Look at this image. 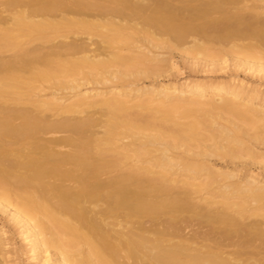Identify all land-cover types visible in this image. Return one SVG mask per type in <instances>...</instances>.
<instances>
[{"label":"bare ground","instance_id":"obj_1","mask_svg":"<svg viewBox=\"0 0 264 264\" xmlns=\"http://www.w3.org/2000/svg\"><path fill=\"white\" fill-rule=\"evenodd\" d=\"M0 7V213L39 264H264V175L242 183L207 159L264 166V94L235 78L87 87L166 76L174 50L213 69L231 50L236 69L259 76L264 0ZM44 83L51 94H31ZM210 92L219 98H191ZM214 189L220 200L196 196ZM8 243L0 223V261Z\"/></svg>","mask_w":264,"mask_h":264},{"label":"rangeland","instance_id":"obj_2","mask_svg":"<svg viewBox=\"0 0 264 264\" xmlns=\"http://www.w3.org/2000/svg\"><path fill=\"white\" fill-rule=\"evenodd\" d=\"M16 9L17 7H15L13 10ZM0 11L2 12V7H0ZM188 39L192 40L193 37H189ZM191 42L192 41H190V43ZM190 43L186 45L188 46L190 45ZM222 44L228 48L231 46V43H222ZM215 46H219V44H215ZM4 54L5 55L3 57H6L7 59L10 55V52L6 51ZM239 55L240 54H236V53L233 54V51L229 50L228 53L221 55L220 56L221 58L218 61H215V63L220 64L222 68L213 69L212 67L214 65L211 63L212 61H210L208 57L194 56L191 54L184 55L180 50L178 51L174 50L170 52L167 51L164 57L171 59L170 63L172 66L171 65L170 66L172 67V70L166 73V76L142 75L139 77H134L136 80L132 77L134 83L131 84L127 83L129 80H132L131 78H125V79L116 78L114 82L111 83L110 82L91 83L88 84L87 87L106 89L108 87L107 85L116 84V86L119 87H121L122 85H126V86L135 85L138 88H145V87L148 88L150 85L158 84L162 80L180 82L185 79L192 82L204 81L206 83H211V82H225L235 78L236 80L239 81H245L250 91H255V92L261 91L264 94V76H263L264 73L261 72L259 76H252L249 71H244L242 68L236 69L235 63L241 57ZM40 86H41L40 88L32 90L31 94L37 95V93H39V95L46 97L54 91L53 88L49 87L48 83L41 84ZM74 92H75L74 90L68 89V90L59 91L58 93L70 95ZM184 97H188V96L184 95ZM191 98L203 99V100H216L217 98H219V96L210 92L200 98L196 97L193 94ZM214 126L217 127L216 124H214ZM131 140H132L131 138H124L120 142L127 143ZM256 146H257L256 150L259 152L258 155L264 153V144H261V146L256 144ZM175 152L180 154L184 152V149L183 148L177 149L175 150ZM190 159L193 161H199L200 159L202 160L203 158L191 157ZM207 159L210 160V163L211 162L212 164L214 163V167H216L218 172L234 174L236 178L239 179L240 182L242 183L246 182L249 178L247 177V173L249 172L248 170L264 175V166L258 167V165H253L249 163L250 158L247 157L235 159V160H230L228 158H207ZM223 180H221L222 182L220 181V184L224 185L227 182L230 183V180L234 181L235 179H230V180L223 179ZM220 184L218 183V185ZM215 185L218 186L217 184ZM212 190H202L196 196L210 198L212 195V196H216L217 200L218 199L220 200L221 199L220 194H218V192L215 189L214 191ZM206 202H204V204ZM208 205L209 204L207 202L206 206L208 207ZM196 222L198 221L195 220L194 223ZM0 223L3 226V229L5 230V241L9 242L7 245L3 247L2 250L3 254L1 253L2 260L0 261V264H39V258L36 259L33 258L32 253L29 250L31 246L30 244H27V240H25L24 236H22L21 233L22 227H20L19 224L10 220L5 214L2 213H0Z\"/></svg>","mask_w":264,"mask_h":264}]
</instances>
